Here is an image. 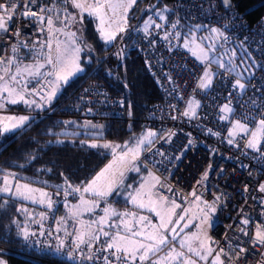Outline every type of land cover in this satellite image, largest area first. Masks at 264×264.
<instances>
[{"label": "built area", "instance_id": "2783aa9c", "mask_svg": "<svg viewBox=\"0 0 264 264\" xmlns=\"http://www.w3.org/2000/svg\"><path fill=\"white\" fill-rule=\"evenodd\" d=\"M15 4L7 30L0 31V58L4 61L0 66L7 65L9 59L36 61V52H48L40 39V17L46 16L43 6L35 0H15ZM170 7L186 22L205 26L217 50L231 46L245 50L253 65L247 78L235 83L233 74L213 66L209 67L210 83L202 86L207 63L196 62L178 46L174 22L164 23L148 15L135 29L131 45L155 83L158 100L133 117L125 110L122 94L109 92L102 80L92 78L84 80L57 111L87 132H105L112 123L131 122L155 130L156 138L142 150L138 161L157 174L158 191L180 205L194 192L215 209L209 231L211 255L199 264H210L209 259L217 254L223 264H264V244H253L256 232H264V137H257L256 147H248L250 131L264 119V8L249 24L234 5L221 6L218 0H171ZM25 11L37 15H21ZM39 85L36 82L33 87ZM190 100L194 105L188 112ZM221 105L227 106L233 121L245 124L248 131L229 135L228 122L219 111ZM46 192L53 206L39 204L35 208L24 246L75 264H105V256L116 264L106 244L96 241L91 247L76 249L72 235L56 230V209L63 205L64 196L54 188ZM41 212L46 218L36 223ZM57 237L64 240L59 251ZM88 256L92 259L85 258Z\"/></svg>", "mask_w": 264, "mask_h": 264}, {"label": "trees", "instance_id": "16d2710c", "mask_svg": "<svg viewBox=\"0 0 264 264\" xmlns=\"http://www.w3.org/2000/svg\"><path fill=\"white\" fill-rule=\"evenodd\" d=\"M35 1L43 6L42 12L46 15L44 18L52 16L53 9L56 10L57 17L60 16V11H68V2H62V7L59 8L52 0ZM170 4L171 0H135L126 16L125 30L115 38L118 41L116 45L102 44L94 31L92 18L87 15H83L82 19L80 17L79 36L92 50L91 54L80 53L82 71L64 83L45 107L30 111L17 104L6 109V112H24L29 119L20 128L0 133V183L7 171L18 173V178L23 181L47 189L54 188L59 192L62 189L59 185L79 186L88 180L104 163L107 154L101 149L80 143V140L97 138L94 133H101L102 137L110 139H121L138 126L133 122L127 125L112 123L105 132L82 131L74 119L58 113L57 109L84 80L92 78L102 80L109 92L122 94L125 98V110L133 117L138 116L148 104L157 101L155 83L131 41L135 29L148 15H153L164 23L174 22L178 35L182 37L193 24L173 12ZM230 4L237 8L249 24L264 8V0H230ZM67 26L70 25L67 23ZM201 29L207 28L203 26ZM43 38L42 30L40 39ZM231 47L234 49L236 61L244 57L247 62L238 77L240 81H244L252 71V62L245 50ZM225 70L233 74L228 69ZM38 112L43 113L37 114ZM24 204L27 211L22 208ZM38 205L26 203L10 195H0V257L6 264H75L24 246L22 231H30L33 213ZM61 207H57L56 214Z\"/></svg>", "mask_w": 264, "mask_h": 264}, {"label": "snow or ice", "instance_id": "6c2138e0", "mask_svg": "<svg viewBox=\"0 0 264 264\" xmlns=\"http://www.w3.org/2000/svg\"><path fill=\"white\" fill-rule=\"evenodd\" d=\"M67 3L68 0H65ZM225 4L228 3V0H224ZM72 6L80 10L81 19L83 18V13L87 12L88 15L98 18L101 24H104L106 19L108 21L109 28L112 23L117 24V31H121V24H126V13L132 4L135 3V0H71ZM15 0H8L7 3H0V31H6L8 22H10L15 14ZM43 11V10H42ZM111 13V16H109ZM23 16H36L37 14L30 11H25L21 13ZM40 19H43L40 17ZM69 23L75 22V17L69 16L66 18ZM49 33L51 35L54 31H63V29L54 28V22L51 17L48 18ZM101 35L105 40H112L115 37L114 31L105 32L103 28L100 29ZM212 31H218L213 29ZM70 37L71 43H65L57 40L55 42V55L52 52V41L48 42L49 51L44 53L42 51L36 52V63L30 65H24L23 67L17 65L16 72L11 73V67L14 63L13 59L7 61V65L0 68V72L3 74L0 75V108H3L5 105L3 101L7 100L11 104L25 103L33 104L35 101H29L25 99L26 94L35 93L40 95V91L37 89H31L29 91L28 84L31 80H37L38 77H54L52 80L45 79L44 85L51 88V91L48 93L46 99L51 100L58 90L61 83H67L71 77H73L77 72L81 71L78 57L81 51L79 46H73L76 43V34L75 33H66ZM13 51H16V48H13ZM40 57L44 58L43 63L40 62ZM201 58L206 59V53H203L201 50ZM3 58H0V64H3ZM45 65H50L52 71L42 73L41 69ZM11 73V75H9ZM27 74L28 80L18 79V77H23L24 74ZM9 79H5V77ZM206 82L202 86L206 87L210 83V78L208 74L205 73ZM39 84L40 81L37 80ZM239 83V81H237ZM243 88V85H240ZM7 94L6 96L4 94ZM41 99H45L44 96H41ZM38 107L40 105H37ZM226 111L230 109L225 106ZM187 114V113H186ZM29 118L26 116L20 117H0V121L7 120L10 121V125H5L3 131H11L12 129L18 128L25 123ZM246 132L248 131L245 124L240 123L239 121L235 125V130L232 135L236 134V131ZM154 135L153 133H148L140 140L137 141V146L135 148L128 149L127 152L122 153L121 155L115 156L114 160L107 165L96 177L93 178L84 188L83 192L92 193L96 197L105 198L112 194L113 189L117 187L119 183H122L124 172L122 169L126 168L127 165L138 158L139 148L146 141L150 142V137ZM264 137V119L259 123L258 131L252 133V139L248 142V147H256L257 137ZM229 143H232L229 140ZM96 145H93L95 147ZM105 148H116L119 145L104 144ZM138 171L139 169H133ZM151 175V174H150ZM206 175V174H205ZM11 178H15L14 173H8L3 177L4 187L0 188V191L10 192L11 188ZM154 180L158 183L159 180L156 177H153ZM151 187L147 192H144L143 189L145 185L142 184L135 193L129 194L130 202L140 209H148L151 212H154L157 217H159V224H152L151 221L146 216H136L135 213H117L115 209L108 207L103 209L104 215L99 217L97 220L84 221L83 219L78 220V227L74 234L68 233L67 229L64 228L65 235H74L73 247L80 249L81 245H91L99 241L101 235L107 238L110 242L106 244V248L111 251V256L115 258L116 264H196V260L193 256L187 255L183 249L187 248L188 253H192L195 257L200 259H207L208 255H211V249L206 248L203 241L200 243V249L204 250L202 255L201 250L194 248L192 246V239H199V236L194 235L193 237H184L179 240L180 250H177L175 246V241L180 235V232L183 229L177 231V228L174 225H178L180 220H184L185 216L181 215L174 222L172 216H174L175 209L180 207L176 204L175 201H172L170 204L167 203L166 199L160 197L158 200L152 198ZM16 191L14 195L22 197L26 200L37 201L41 204H46L48 208H52L53 200L47 192H44L41 189H33L28 184L16 183ZM261 190L264 191V186L261 187ZM80 188H74L73 192H80ZM36 193H39L37 198ZM69 195L68 192H65V196ZM195 196V193H192ZM147 196V200H145ZM199 200V197H196ZM81 205L85 212L92 213L94 209L99 206L98 202H90L85 200L81 196ZM67 206V204L65 205ZM208 207H211L208 205ZM159 209V210H158ZM26 211V209L24 210ZM187 211V210H185ZM215 211V209H212ZM70 216L72 218H77L81 215L79 209L71 210ZM41 220L35 221L36 223H41L43 219L46 218L45 213H40ZM112 217H117L119 223L115 221L112 224H109V220ZM207 217H205L206 219ZM190 222V221H189ZM66 223V219L61 217L57 222V231H60L63 225ZM243 223L247 224L248 221L245 220ZM104 225H109V230H105ZM171 226V227H170ZM187 227V224L184 225ZM168 233L171 234V239L169 238ZM23 237L27 240L30 236V232L27 229L22 231ZM34 235V233H32ZM57 239H60L57 237ZM260 243L264 244V232L258 230L256 236L253 240V244ZM64 245V240L60 239V245L57 248L59 251L60 247ZM168 248V251L163 255L159 256L158 253L162 252L164 248ZM223 251V250H221ZM155 257V258H154ZM86 259H92V256L85 257ZM105 264H113L112 260L108 257H104ZM0 264H5V262L0 261ZM213 264H223L220 260L219 254H217Z\"/></svg>", "mask_w": 264, "mask_h": 264}, {"label": "rangeland", "instance_id": "374dc122", "mask_svg": "<svg viewBox=\"0 0 264 264\" xmlns=\"http://www.w3.org/2000/svg\"><path fill=\"white\" fill-rule=\"evenodd\" d=\"M52 2L56 5H59V8H60V7H62V5H61L62 2H65V0H52ZM66 9H68V11H65V10L60 11V16H58V17L56 16L57 15L56 14L54 16H47L43 20V36H44L43 40L46 44L48 51H49V48L47 45H48V42L50 40L52 41V52H53V55H55V42L57 40H59L61 42H65V43L70 44L71 43L70 37L68 35H66V33H75L76 34V43L73 46H79L81 49L80 53L85 52V53L91 54L92 53L91 48L89 47V45H87V43H85L83 41L82 37L79 36L80 32H81V30L79 32V29H81L80 10L77 8H74L72 6L71 0H68V6ZM129 10H130V8L127 10L126 16H127V14H129ZM69 14H71V16L76 18L75 22H73V23L68 22V20L66 18L69 16ZM83 15L90 16V15H88L87 12L83 13ZM109 16H111V13H109ZM49 17H51L53 22H54V28L63 29V31H59V32L54 31L50 35L49 25H48V18ZM90 17L93 20V28H94V31L96 33V36L102 42V44L107 46L111 43H114L116 45L118 41H116L115 38L119 33L123 32L125 30L127 23L121 24L120 27L122 28V30L117 31V24L116 23H112L111 27L109 28L107 19H106L104 24H101V22L98 18H96L94 16H90ZM126 21H127V18H126ZM67 23L70 26H67ZM202 27L203 26L200 24H193L190 27H188L189 29L187 31H185V33H183L182 37L179 36L180 41H179L178 46L182 50H185V52L192 59H194L196 62L201 63V64L207 63L208 68H206V67L204 68L203 74L207 73L209 76L211 73V70L209 67L212 68L213 66H216L219 68L228 69L229 71H231L234 74L235 83H237V81L240 82L238 77H240V75L242 73L241 68L245 67V65H244V63L246 62L245 58L243 57L242 59H238L236 61L235 60V52H234V49L232 47H227L223 50H217L215 47V43H214L212 34L207 29H201ZM101 28H103L105 32L114 31L115 37L110 41L105 40L101 35V31H100ZM201 50L203 51V53H206V55H207L206 59L201 58ZM46 53H47V51H46ZM80 53H79V57H78V62H79L80 69L82 71V64L80 62ZM43 61H44V59L40 60L41 63H43ZM34 63H36V61H33V62L22 61V62H19L18 64L17 63H13V64L21 65L23 67L24 65H30V64H34ZM13 64L10 65L11 73L16 72L15 67L17 65L14 66ZM246 64H247V62H246ZM4 66L5 65H2L0 68H2ZM49 71H52V68L50 65H45V67L41 69L42 73H46ZM81 71H79V72H81ZM79 72H77V73H79ZM11 73L9 75H11ZM2 74L3 73L0 72V75H2ZM5 79H9V77L6 76ZM18 79L28 80L30 78H28L27 74L25 73L23 77H18ZM45 79L52 80V79H54V77H44V76L38 77L37 80L40 81V83H39L40 85L38 87H33V84H32V83L37 82V80H31V82L28 84L29 91H31V89H37L38 91H40V95H36L35 93H32L30 95L29 94L25 95L26 100L35 101V103L25 104V103L21 102V103H17V104L20 106H23L25 108H28V110L43 108L47 104H49V102L56 96V94L59 92L61 86L64 83L60 84L58 90L56 91L55 96L49 101L46 99V97H47L48 93L51 91V88L48 86H43V88L41 90V86L44 85ZM4 95L6 96L7 94L5 93ZM41 96H44L45 99H41ZM3 103L5 106L3 108H0V117L26 116L24 112H7V113L2 112V111H7L6 109L11 107V105H17V104H11L7 100L3 101ZM22 104H25V106ZM37 105H40V106L38 107ZM193 105H194V102L192 100H190L188 102V112H190V110L191 111L193 110ZM219 111L222 114L223 119L226 122H228L227 133L229 135H232L233 131L235 130V125L237 122L233 121V119L230 117V115H229L230 111L225 110V105L219 106ZM10 123L11 122L7 121V120L0 121V133L7 132V131H3V127L5 125H10ZM258 129H259V127H255L250 131L248 141L252 139V133L255 131H258ZM236 132H240V131L237 130ZM148 133H153L154 135H152L150 137V142L146 141L143 145L140 146L139 155H138V158H139L142 150L147 145L151 144L153 142V140L156 138L157 132L155 130L146 129V128H142V127H136L134 129H132L129 133H127L125 136H123L121 139H110V138L102 137L101 133H94V135L97 136V138L80 140V143L87 144L88 146H91V147H93V145H96L94 148L101 149L103 152H105L107 154V158L104 161V163L100 167H98L96 169V171L82 185H79V186L64 185V184L59 185V186H62L61 192L63 193V196H64V202H63V205L61 207L60 212L55 215V218H54L55 228L57 227V222L60 220V218L64 217L66 219V223L63 225V227L61 229L64 230V228H66L67 231H69L68 233L74 234L76 231V228L79 226L78 225L79 219H83L84 221L97 220V219H99V217L104 215L103 209L108 208V207L115 209L117 213H124V212L135 213L137 217L143 215V216L148 217V219L151 221L152 224H159V217H157L154 212H151L148 209L137 208L135 205H133L130 202L129 194L130 193L134 194L135 191L137 189H139L142 184L145 185V188L143 189L144 192H147L149 190V187L154 185V187H151L152 198L154 200H158L160 197H163L166 199L168 204H170L172 201H175L176 204L180 205L173 198L166 196L164 194H161L158 191L157 182H156V180L153 179V177L158 178L157 174L154 171H152L151 169H149L148 167L142 165L138 161V158L134 161H131L127 165L126 168L122 169V171L124 172L122 183H119L117 185V187L115 189H113L112 194H110L109 196H107L105 198H99V197H96L92 193L83 192V188L90 181H92L93 178L96 177L97 174L100 173L102 169H104L107 165H109L114 160L115 156H118L124 152H127L128 149H130V148H135L137 146V141L140 140L142 137H144ZM59 139L60 138H58V140ZM68 139H70V138H68ZM104 144H111L114 146L119 145V147L105 148V147H103ZM133 169H139V170L136 171ZM8 173H14L15 174L14 179L10 177L12 191H10V192L0 191V195H2V194L3 195H10V196H12L14 198H18V199H20L26 203L32 204V203L38 202V199H37V201L34 202L33 200H26L22 197L14 195V193L16 191V188H15L16 183L28 184L33 189H41L44 192L47 191V188L40 187L38 185L31 184V183H28L26 181L21 180L20 178H18V176H19L18 173L11 172V171H7L3 174L2 178H1L2 180L0 183V188L4 187L3 177L5 175H7ZM74 188H80L81 191L80 192H73ZM65 192H68L69 195L65 196ZM36 196L38 198L39 193H36ZM81 196H83L85 200H88L90 202H98L99 206L94 209V212L89 213V212H85L83 210V206L81 205ZM196 197H199V196L195 195V196L191 197L186 203H184L183 205H180V207L176 208L175 209L176 214L174 216H172V220L174 222L179 218V216H181V215L185 216V219L180 220L178 225H174L177 228V231H179L180 229H183V231L180 232V235L177 237V240L174 242L177 250H180L179 240L181 238L193 237L194 235L199 236L198 240L197 239L191 240L192 246L194 248L200 249L201 241H203L206 248L211 249L213 246V239L209 235V230H208V222L210 221L212 204L203 202L200 197H199V200H197ZM145 200H147V196H145ZM123 203H126V204L123 205ZM66 204H67V206H65ZM208 205H210L211 207H208ZM29 206L30 205H28V207ZM22 208H23V210H25L26 205L24 204L22 206ZM77 208L79 209L81 215L77 218H72L69 214L70 209L76 210ZM185 210H187V211H185ZM28 214L30 215V213H28ZM205 217H207V218L205 219ZM114 221L116 223H119V219L117 217H112L109 220V224H112ZM185 224H187L186 228L184 227ZM104 228H105V230H109V225H104ZM168 235H169V238L171 239V234L168 233ZM72 236L74 237V235H72ZM102 243H104V242H102ZM200 250H201V253L203 255L204 250L203 249H200ZM167 251H168V248L166 247V248H164V250L162 252L158 253V255L163 256ZM183 251L187 255L193 256V258L196 260V264H199L200 262L205 261L203 259H200L199 257H195L192 253H188L187 248H184ZM215 258H216V255H213V257L211 258L209 263L213 264V261L215 260ZM0 261L5 262L2 257H0ZM174 264H177V262H174Z\"/></svg>", "mask_w": 264, "mask_h": 264}, {"label": "crops", "instance_id": "0c3cea01", "mask_svg": "<svg viewBox=\"0 0 264 264\" xmlns=\"http://www.w3.org/2000/svg\"><path fill=\"white\" fill-rule=\"evenodd\" d=\"M18 64V63H17ZM17 64H13L14 66L15 65H17ZM19 66H21V65H19ZM1 67V66H0ZM22 67V66H21ZM15 68H17V66L15 67ZM22 105H24L25 106V104H22ZM2 112H6V111H2ZM18 112H20V111H18ZM7 113V112H6ZM25 115H27V114H25ZM26 122V121H25ZM25 124V123H24ZM23 124V125H24ZM23 125H21L20 127H22ZM20 127H18V128H20ZM16 129V128H15ZM12 130H14V129H12ZM8 132V131H7ZM3 133V132H2ZM68 185V184H67ZM68 187V186H67ZM193 197V196H192ZM32 204H36V205H38V204H41V203H39V202H35V203H32ZM126 203H123V205H125ZM212 204V203H211ZM212 209H214V206H213V204H212ZM212 224H213V211L211 210V216H210V221L208 222V230L210 231V228L212 227ZM57 228V227H56ZM62 230V229H61ZM62 231H64V230H62ZM67 232H69V231H67ZM210 235V234H209ZM99 241H101V242H104L105 244H107L108 242H110L107 238H105V237H103V236H101L100 237V239H99ZM211 250H212V248H211ZM210 255H208L207 256V259H208V257H209ZM213 257V256H212ZM211 257V258H212ZM211 258L209 259V262H210V260H211ZM207 259H203V260H207Z\"/></svg>", "mask_w": 264, "mask_h": 264}, {"label": "water", "instance_id": "95a60500", "mask_svg": "<svg viewBox=\"0 0 264 264\" xmlns=\"http://www.w3.org/2000/svg\"><path fill=\"white\" fill-rule=\"evenodd\" d=\"M218 1H219V4L221 6H226V5H229L230 4V0H228V3L227 4H225L224 0H218Z\"/></svg>", "mask_w": 264, "mask_h": 264}, {"label": "bare ground", "instance_id": "6f19581e", "mask_svg": "<svg viewBox=\"0 0 264 264\" xmlns=\"http://www.w3.org/2000/svg\"><path fill=\"white\" fill-rule=\"evenodd\" d=\"M46 40V39H45ZM185 51V50H184Z\"/></svg>", "mask_w": 264, "mask_h": 264}]
</instances>
